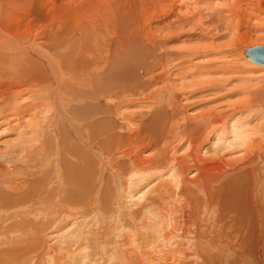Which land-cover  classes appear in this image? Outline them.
<instances>
[{
  "label": "bare ground",
  "instance_id": "6f19581e",
  "mask_svg": "<svg viewBox=\"0 0 264 264\" xmlns=\"http://www.w3.org/2000/svg\"><path fill=\"white\" fill-rule=\"evenodd\" d=\"M183 7L196 11L198 26L209 17L214 29H224L221 36L211 30L209 36L202 33L201 38L191 42L178 37L171 39L170 45L166 42L169 38L159 41L161 28L156 21ZM246 10L253 14L250 22L246 21L250 18ZM115 42H121L118 51ZM259 42L264 44V0H0V116L3 111L17 119L23 110L19 102L29 100V116L17 124L14 137L0 148V222L49 207L34 202L32 210L23 207L38 194L27 188V196L19 195L28 175L22 167L25 161L33 160L28 151L39 164V175L54 167L53 174L60 182L59 149L78 155L80 148L88 147L84 150L88 176L83 172L73 175L74 166L65 173L67 193L70 184H81L83 193L90 184L88 206L92 208L101 197L103 217L96 206L89 224L94 227L92 233L80 231V241L84 237L89 250V255L80 257L81 264H97L96 260L104 255L118 257L114 264H239L251 257L258 264L256 256L264 254V124L257 126L258 120L251 125L248 118L251 111L264 112V87L258 85L264 81V66L250 60L254 54H245V50ZM246 43L249 45L244 47ZM156 51L161 53L153 56ZM104 53L110 54L106 64ZM171 76L179 82H173ZM208 86L226 88V108L214 106L187 115L182 97ZM24 91L27 97L21 98ZM135 93L157 98L155 104L146 105L152 109L144 112L139 123H135L133 112L127 117V111H120V104L130 102L128 96ZM83 102L94 113L85 114L88 106ZM233 110L249 111L227 121L226 116ZM95 113L109 122L93 123ZM85 121L89 124L84 125ZM225 123H229L231 133L225 130ZM213 128L214 134L209 135L214 137L213 153L201 154L199 146ZM108 133L110 139L116 134L113 146L124 135V143L116 152L110 153L106 145ZM135 133L137 137H131ZM91 136L99 139L98 146L104 142V151L86 142ZM180 140H186L182 150L177 147ZM41 144L42 153H56L51 165L52 158L41 153ZM145 147H151L146 157L141 156ZM6 155L8 160H4ZM39 158L42 161L38 162ZM63 158V163L68 160L67 156ZM118 162L124 163L127 180L133 177L138 184L134 183L140 184L134 188L132 181H121L127 197L135 196V204L143 202L139 207L144 212L141 219L134 215L135 210L113 206L123 188L122 176L113 171ZM191 166L194 177L188 176ZM163 169L166 179L147 186L152 181L149 177H158ZM105 176L108 178L102 182ZM40 180L38 176L29 186L40 185L39 192H47L52 181L43 187ZM63 182L61 190L65 188ZM106 182L108 190L103 192ZM79 192L70 193L78 196ZM144 218L149 219L148 223ZM20 219L13 221L16 231L11 232L10 241L0 235V247L25 241ZM102 220L105 226L100 228ZM172 226L173 232H167ZM74 227L63 230L61 238L74 236ZM0 230L8 235L7 228ZM108 232L110 242L103 250ZM145 232L151 238L145 240ZM173 237L183 250L175 254L168 249L172 253L160 260L153 257L156 253L148 252ZM83 248L77 253L84 254ZM25 251L22 249L21 256ZM9 252L0 251V264L14 263ZM234 253L227 261V254ZM72 258L71 264H76ZM46 264H56L52 254Z\"/></svg>",
  "mask_w": 264,
  "mask_h": 264
},
{
  "label": "rangeland",
  "instance_id": "374dc122",
  "mask_svg": "<svg viewBox=\"0 0 264 264\" xmlns=\"http://www.w3.org/2000/svg\"><path fill=\"white\" fill-rule=\"evenodd\" d=\"M179 1L184 2V0H179ZM246 11H247V13L250 14V18L247 19L246 21L250 22V20L252 19L253 14H251L249 12V10H246ZM206 15H208V14H206ZM208 19L210 20L209 17H208ZM208 19L204 20L202 22V24L200 26H198L197 22L199 21V19H198V15H196V11L195 10H190V9H188L186 7H183L180 10L176 9L175 12H173L171 14H168L166 18H164V19H162L160 21H156V23L158 24L157 27L161 28L160 30H158L161 33V35H159L157 39L160 41V40H164V39L169 38V39L166 40V42L170 45V40L171 39L175 40L176 37H178L179 39H186V41H190L191 42V41L196 40L199 37L201 38L202 33H204L205 35L209 36L211 30H213V32L216 33V36H221V33H222V31H224V29H222V30L221 29L220 30L214 29V27H212V20L208 21ZM112 39H110V41H112ZM124 42L122 41V43H124ZM120 43L119 42H115V44H114L115 46L113 45L114 47H117L116 51H118L120 49L119 48V46H121ZM110 44H113V43H110ZM258 44H261V42L254 43V45H258ZM139 45H141V44L139 43ZM248 45L249 44L246 43L244 47H246ZM113 46L110 45L111 48H113ZM146 52H148V49L146 50ZM152 52H150V54H154L155 53V52L154 53H152ZM157 52H159V51H156V54H154L153 56H157L158 55ZM160 53L161 52H159V54ZM103 55H105L104 56V64H106V60H107V58H108V56L110 54H105L104 53ZM204 62H201V63H204ZM205 63L210 64L212 62H205ZM252 63H254V62H252ZM254 64H256V63H254ZM212 65H214V62L212 63ZM257 65L263 66V65H260V64H257ZM154 67H155V64L153 65V68ZM175 71L176 70L173 71L174 74H175ZM171 78H172V80H174L173 82H179V79L177 77H176V79H174L173 76H171ZM180 80H182V79H180ZM232 81L235 82L234 80H232ZM258 85L264 87V81L263 82L261 81L260 83H258ZM225 89L226 88H221V87H218V86H214V87L208 86V87H206L203 90H198V91H195V92L194 91H190L186 96L184 95V97H182V99H181V102L186 105V113H187V115L192 116V115H194L196 113H199L201 111H205V110H208V109H214V108H212L214 106L217 109H225L226 108L225 104L228 101L227 100L228 99V93L226 92L227 90H225ZM23 93L24 94L21 95V98H22V96L24 98L27 97V94L25 93V91ZM128 98H130V100H129L130 102L127 101L126 103H123V104L121 103L122 105L120 104V111H123V110L127 111V113H128V114H126L127 117L129 116L130 112H133L134 113V118L136 120L135 123H139V119L143 116L144 112L149 111V110L152 109V108L151 109H147V108H149V107H146L147 104H149V103L155 104L157 102V98L156 99H154V98H149V99L148 98H144V96L141 93L130 94L128 96ZM139 99H141L143 101H137ZM28 101H29L28 99H26V100L24 99L21 102H19V104L23 106V110L21 112H19L17 119H15L13 117H10L9 113H6V112L3 113V111H2V115L0 116V119H3L2 125L0 126V133H1L0 134V148L3 147L2 143L4 141L10 140L11 138L14 137V133H15L14 129L17 127V124L18 123L21 124V121L26 116L27 117L29 116L27 114L28 111L26 110V108L29 105ZM128 103H132V104L131 105H126ZM83 104L88 106V108L85 109V111H86L85 114L94 113V111L90 109L89 104H86L84 102H83ZM90 105H92V104H90ZM94 105L97 106V104H94ZM127 106H130V107H127ZM247 111H249V110H246V111H244V110H241V111H235V110L230 111V115H227L226 119L228 121V120H230L232 118H236L237 116L240 117V116H242V114L246 113ZM237 112H239L240 114H237ZM95 115H96V113L93 115V120H91V121H94L93 123H99V124L101 123V124H103L105 122H109L108 120L105 121V119L103 118V115H102V117H96ZM262 115H264V112L263 113H257L255 111H251L250 115H249V118H248L249 119L248 123L253 125V123H255L256 121L259 120V122L257 123V126L264 124V119H262ZM106 118H108L107 115H106ZM243 118H246V116L244 115ZM84 123H85L84 125H86V124L88 125L89 124L88 121H85ZM117 124H118V126L116 128H118L120 126L119 123H117ZM225 127H226L225 130H227V131H229L231 133V129L229 128V123L228 124L225 123ZM3 130H4V133H2ZM89 134H90V132H89ZM210 134H214V128L208 133L207 140L203 141L202 144L199 146L201 154L207 155V154L213 153V151H212V145H213L212 143L213 142L212 141L214 140V137L212 139V137L209 136ZM105 135H106V137L108 136L105 142H106V145L109 148H111L110 149V153L111 152H116V148L120 147V145L124 143V135L122 136V138H117L116 146H113V142H116V140H115L116 134L113 133V135H115V138H112V139H110L111 134L108 133V134H105ZM131 137L136 138L137 137V133L131 135ZM149 139H150V137L147 138L146 140H149ZM184 141H186V140H180V143H177V147H178L179 150H182V148L186 144V142L184 143ZM86 142L95 143L98 146L99 139H97V137L91 136L89 139L86 140ZM134 142H136V141H134ZM102 143H104V142H102ZM101 144L98 147H96V148L102 149V145ZM39 148H40V151L42 153V144L40 145ZM150 148L151 147L142 148V155L141 156L146 157V155H148L149 152H150ZM60 150L61 149H59L58 155H57L58 161L59 162L61 161L59 163V165L61 167L60 168L61 177H63V178L60 179V182L57 181L56 177L54 176L55 174H53L52 169H54V167L47 168L46 173H42L41 175H39L40 172L37 170V166H36V165H39V164L37 163L36 158L32 157L33 156L32 152L28 151L30 159H33V160L25 161L24 166L22 167V169L28 175L25 177V181L26 182L24 184V187H22L23 189L21 190V192H19V195L22 196V197L23 196L24 197L27 196V195L24 194L27 191V188L31 189L30 190L31 193H34V194L38 193V194L36 195V197L34 196L35 199L32 200L31 203L27 201L24 204L23 207H27V208L31 209L30 206H31V204L33 202H34V204H45V206L48 205L49 207H47V208L46 207L45 208L42 207V209L40 211H38L37 213H35L31 209L32 212H28V215L24 214V215H20V216H17V217H14V215H12L13 218L10 219V220H7V222H0V229L7 228L9 230L8 235L4 234L3 231L0 230V235H4L5 239L9 238V241L11 240L10 239V236L12 235L11 232L16 231V227H15V230L13 228V226H14V222L13 221L18 219V218H21L20 221H22L21 223L23 224L24 234H26L25 241H23L19 245H14V242H11L7 246H4V248H2L3 246L0 247V251H2V250L6 251V249H8L10 251L9 253H10V255L12 256V258L14 260L13 264H46V262L49 263L50 254H52V257L54 258V261L56 262V264H69V263L71 264V256L74 257V258H72V261H74V263L77 264L78 262L79 263L81 262L80 261V257L81 256L89 255L88 254L89 250L87 248L88 247L87 243H86V241L83 242V240H85V238L83 237V240L80 241L81 240L80 231L85 233V234L90 232V231L92 233L94 227H91V225H89V224H91V221H92L91 216L94 213V211L96 210V206H97V209L98 208L100 209V210L98 209V212L101 214V217H103L102 216L103 212H101V205L99 206V204H100L99 201H100L101 197L100 196L98 197V199L96 200V204L92 208V206L91 207L88 206V203H89V200H90V193H91L90 186H89L90 184H87V186L85 187V189H86L85 193L82 192L81 184H75L73 186H71V184H70V186L68 187V193L65 190L66 186H67L66 185L67 184V181H66L67 180L66 179L67 178V176H66L67 173H66V171L68 169H71L72 166L76 167V171L75 172L73 171L74 172L73 175H75L76 177L80 176V174H82V172H83L84 176L86 175L85 177L88 176V173H87V168L88 167L85 169V165H84L86 163L85 162V159H86L85 157L87 156L85 151L88 150V147L82 148V149L80 148V150L82 152L80 151V153H78V155H77V152H74V153L66 152L65 153V151L62 150V152H61ZM102 151H104V150L102 149ZM53 152H51V150H49V151H47L45 153H42L43 155L47 154L49 157L52 158V160L49 162L50 165H51V162H54V159H55L54 156H55L56 153L54 154ZM59 153H61V154H59ZM7 154H9V153H7ZM53 154H54V156H53ZM74 154H76L77 156L76 155L75 156H71V155H74ZM88 155H89V153H88ZM62 156H65V158L67 156V159H68L66 161L65 158H63L65 160L64 163H63V160H61ZM8 159H9V155H6L4 157V160H8ZM39 160H40V158L38 159V162L42 161V160H40V161ZM82 160L84 162H82ZM20 161L21 160H19L18 162H20ZM73 161H76V162L73 163ZM61 163H63L64 166ZM118 163L120 165H118V167H116V170L113 169V167H112V169H113V171L118 172V174L120 176H122L123 179L120 180V185L123 188L120 186L122 189L120 188L121 190H120L119 201H118V203L116 202L115 204H113V206L115 205L114 207L116 209H119L120 207L121 208L124 207L122 209H124L125 211H128V212H132V211L135 210L134 211L135 212L134 215L136 217H138V215H139L138 218L141 219V216H144V212H142L141 208H139V207H140L141 203H143V202L141 201L140 204H135L137 202L135 200V196H133V197L128 196L127 197V193H126L127 190H124L126 188V186L124 185L125 184L124 180L125 181L127 180V178H126L127 169L125 168L123 162H118ZM18 168H19V166H18ZM83 169H84V171H83ZM71 170H73V169H71ZM79 172H81V173H79ZM0 173H2V168L1 167H0ZM165 173H166L165 169H163L162 174L159 175L158 177H156V178H155V176L149 177L148 180L152 179V181L147 186L153 185L154 183L156 184V182H158V183L161 182V181L163 182L164 179H166V174ZM194 173H195V169H194L193 166H191L190 170L188 172V176L189 177H194ZM38 176L41 177L40 181H41L43 187L47 186L50 180L53 182V183L52 182L49 183L50 186L48 187L49 189H47V192H44V189L39 192L40 185H38V186L30 185L29 186V183L35 182L37 180ZM90 176H92L91 171H90ZM93 176H94V174H93ZM93 176H92V178H93ZM27 178H29V180H27ZM107 178L108 177L105 176L103 178L102 182H105ZM45 179H47L48 181H46ZM128 180H130L129 183L131 181H132V183H134V182L137 183L136 182L137 179L135 180L133 177H130ZM128 180H127V182H128ZM72 181H75V178H73ZM91 181H92V185H91V190H92L94 181L91 179L90 183H91ZM108 181H110V180H108ZM121 181H123L124 184H123V182L121 183ZM146 181L147 180L143 181L142 185ZM61 182H63L64 183L63 186H65V188L62 189V190H61V184H62ZM108 183L109 182H106V186L103 188V192H107V190H108L107 184ZM132 183H130V184H132ZM135 183L132 184V185L133 186L135 185L134 188H138L140 186V184L136 185ZM54 185H55V187H54ZM114 185L115 184H113V186ZM33 188H34V190H33ZM71 191H80V192H79L78 196H74L75 193H70ZM121 191H123V192H121ZM113 192H114V190H113ZM124 192L126 194H124ZM64 194H65V197H64ZM69 194H70V197L68 198L67 196H69ZM39 195H40V198H38ZM44 199H47V200H44ZM112 201H113V196H112ZM21 204H22V202L21 203H16L14 205L15 206L14 209L20 207ZM123 204H125V205H123ZM126 205L129 206V207H125ZM117 207H119V208H117ZM73 215H76V216H73ZM65 218H67V219H65ZM145 218H144V220L146 221V223H148L147 220H149V219H145ZM82 219L86 220V221H83ZM94 219H96V216H94ZM104 221L105 220H102L100 228L102 226H105ZM145 221H141V224H145L144 223ZM72 222H74V223H72ZM77 224L78 225L80 224V226H78ZM75 225L78 226V229H77V227H74ZM168 225H170V224L168 223ZM71 226L74 227V229H77V230H75L74 236L66 234L65 235L66 238L65 237L61 238L60 234L62 232H64L63 230H66L67 227L70 228ZM151 227H153V226H151ZM110 228H109V230H110ZM173 230H174V227L172 226L170 229L167 230V232H171V231L173 232ZM147 231L148 230H146V232ZM146 232H145V235H144L145 240L148 239V237L151 238L150 237L151 235L149 233H146ZM99 233H101V231ZM108 233L105 234V239L103 241V246H102L103 250H105L106 245H109V242H110V240H109L110 233L109 234ZM69 236H70V238L68 239ZM75 237H76V239H74ZM175 239L176 238L173 237V239H171L168 243H166V241H163V243H164L163 245H155L154 246L155 248L154 247L150 248L149 251H148V247H146L144 249H146L151 254L152 253L153 254L156 253L155 255H153V257H155V258L160 260L168 252H171V251H166L168 249H170V250L173 249L172 252H175V254L178 253V250H183L181 248H178V245H177L178 240H175ZM0 240H1V237H0ZM175 241L177 243H175ZM122 242H123V240H122ZM100 246H101V244H100ZM169 246H170V248H168ZM24 248L26 249V251H25V253H23L24 255L21 256V251ZM82 248L84 250H86V252L84 254H78L77 251H79ZM235 255H236L235 253L234 254H227V257H226L227 261H228L229 258L234 257ZM16 256H17V258H16ZM170 256L173 257L172 255H170ZM69 257H70V259H69ZM63 259H64V261H63ZM117 259H118V257H116L114 259H112L110 257L106 258V256L104 255L103 258L100 259V261L96 260V262H97V264H114L117 261ZM239 259L241 261L242 257H240ZM249 259L250 260H244L242 262H239V264H255V261H254V259L252 257L249 258ZM256 260L258 261V264H264V254L260 255V256H256ZM41 261H42V263H41ZM67 261H68V263H67ZM4 262H5V259H4Z\"/></svg>",
  "mask_w": 264,
  "mask_h": 264
},
{
  "label": "water",
  "instance_id": "95a60500",
  "mask_svg": "<svg viewBox=\"0 0 264 264\" xmlns=\"http://www.w3.org/2000/svg\"><path fill=\"white\" fill-rule=\"evenodd\" d=\"M245 54H254L251 56L250 60L255 61L256 63L264 66V44L248 48L247 50H245Z\"/></svg>",
  "mask_w": 264,
  "mask_h": 264
}]
</instances>
